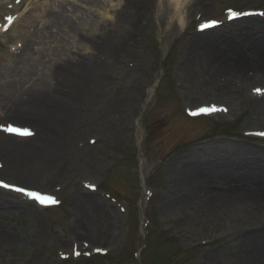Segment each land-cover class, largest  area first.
I'll return each mask as SVG.
<instances>
[{
  "label": "rangeland",
  "instance_id": "1",
  "mask_svg": "<svg viewBox=\"0 0 264 264\" xmlns=\"http://www.w3.org/2000/svg\"><path fill=\"white\" fill-rule=\"evenodd\" d=\"M128 1L124 13L125 0H0V140L21 151H0V178L59 200L41 208L0 188L21 204L0 206V264H244L238 231L264 223L263 213L229 202L232 183L244 190L243 180L198 169L264 151V137L254 134L264 132V97L256 92L264 76L228 66L234 52L261 60L251 46L264 48V0H189L183 29L167 1ZM205 22L216 25L202 30ZM196 40L211 44L196 48ZM77 58H96L97 66L79 75L71 63ZM45 78L71 96L54 150L28 119ZM202 105L216 112L187 115ZM8 124L33 134L11 135ZM32 142L36 149L26 150ZM179 160L193 162L203 179L183 181ZM81 196L94 201L82 205Z\"/></svg>",
  "mask_w": 264,
  "mask_h": 264
},
{
  "label": "bare ground",
  "instance_id": "2",
  "mask_svg": "<svg viewBox=\"0 0 264 264\" xmlns=\"http://www.w3.org/2000/svg\"><path fill=\"white\" fill-rule=\"evenodd\" d=\"M160 4H162L164 1H167L171 7L175 9V14H178L179 17V24L178 29L184 28L185 23V16L183 13V8L187 4L189 0H159ZM126 9L122 8V10H119L120 12L127 13L128 12V6L129 1L125 0ZM1 5V4H0ZM116 22H120V20H116ZM129 22V20H128ZM127 23V22H125ZM131 23V22H130ZM67 28L73 29L75 27V23L69 21L67 23ZM127 32V31H126ZM87 36V35H86ZM89 37H87L88 39ZM211 44V42H203L201 40H196L194 47H208ZM254 44V43H253ZM260 48V49H259ZM258 46H251L252 51L255 52L257 50V53L261 55V60L255 61L251 57L248 59L245 56L238 55L233 53L228 59L234 60L233 64L230 62L228 66L230 65L231 71L237 70L238 72H241L244 70L246 66H249L250 68L247 70V75L252 73H258L262 74L264 76V48L261 49V47ZM228 57V56H227ZM224 57V58H227ZM85 60V59H84ZM79 60L78 58L76 60H71V63H73V67L77 74L81 75V73L86 69V67L97 66L96 64V58L90 61H84ZM247 60V61H246ZM252 60V61H251ZM239 68V69H238ZM230 71V73H231ZM43 85L41 86L42 90L40 93V96H35L36 103L34 106H36V113H31L28 116V119H36L39 125V132L38 136L39 138H42V140H46V142H49L48 145L54 149H58L57 146H55L58 142H60V139L62 138L64 134V129L66 125V119H68L70 114V102H71V96L64 95L61 93L60 89L58 87H51L48 85L47 79L45 78L43 81ZM264 88V86H262ZM260 89V88H257ZM262 94L264 92L260 91ZM264 97V96H262ZM264 103V101H263ZM262 112L264 113V106H262ZM22 112V109L17 111L18 114ZM16 112L14 114H17ZM29 122L28 120H23V122ZM203 124V122H200ZM44 140V141H45ZM50 148V149H51ZM23 149V148H22ZM25 149L27 150H33L36 149L35 143H30L25 145ZM0 151L9 153H21L19 149L16 148V145H14L12 142H5L4 140H0ZM10 154V155H11ZM264 154V151H261V153L258 156L253 157L252 160H246L241 159L239 162H230V163H223L222 164H216V163H202L198 161V163H202L201 167L198 165L199 168H206L207 172L209 173L208 177L212 178L214 175H220L223 178H234V182H241L243 180L245 182L244 190H238L233 189L235 186H233L234 183L231 185V192L226 193L229 198V202L233 203L238 206L240 211L242 213H263L264 215V156L261 155ZM46 155V154H45ZM187 157V156H186ZM185 159V157H180V159ZM15 158V164H17L18 169L25 170L23 167V163L21 161H18ZM180 166L177 167V172H181L179 174L181 179L186 182H197L203 178L202 175H200L198 172L199 170L197 167H195L194 163H189L188 165H185V163L181 162L179 160ZM244 171V174H240V171ZM234 180V179H233ZM238 186V185H237ZM245 191V192H242ZM214 192V191H213ZM210 191L208 194H212V198H217L219 195L214 194ZM214 194V197H213ZM80 202L82 205L90 206L92 204V201L94 199H87L86 197L81 196ZM14 205L21 204L15 199L11 197H6L3 195H0V206H3L4 208L13 207ZM170 208V206H169ZM244 226L240 231H238L239 235L242 238L243 245L241 247L243 248L242 252H246L247 255L243 259L244 264H264V223L257 222L255 225L252 226ZM241 253V251H240Z\"/></svg>",
  "mask_w": 264,
  "mask_h": 264
},
{
  "label": "snow or ice",
  "instance_id": "3",
  "mask_svg": "<svg viewBox=\"0 0 264 264\" xmlns=\"http://www.w3.org/2000/svg\"><path fill=\"white\" fill-rule=\"evenodd\" d=\"M19 2V0H18ZM233 15H237V13H233ZM6 21L10 24L15 18L12 16H8L5 18ZM5 30H7V25H5ZM257 92H260V89L256 90ZM214 109H201V111H212ZM12 131H16V129H11ZM27 131V130H25ZM260 135H264V133H260ZM0 187L9 188L15 192L23 193L24 195L28 196L29 198H32L34 200H37L39 203H55L56 201L53 200L50 196H44L41 195L39 192L30 191L26 187H17L13 184L5 183L3 180H0ZM99 251V249H98Z\"/></svg>",
  "mask_w": 264,
  "mask_h": 264
}]
</instances>
